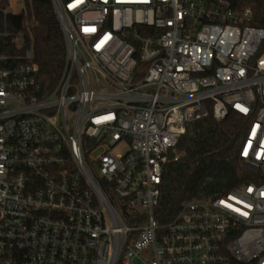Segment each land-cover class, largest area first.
I'll return each mask as SVG.
<instances>
[{"label":"built area","instance_id":"built-area-1","mask_svg":"<svg viewBox=\"0 0 264 264\" xmlns=\"http://www.w3.org/2000/svg\"><path fill=\"white\" fill-rule=\"evenodd\" d=\"M52 2L67 43L55 87L40 95L32 51L0 56V264H264V13L246 0ZM16 7L0 0V38ZM230 110L251 118L239 156L260 182L161 221L181 137Z\"/></svg>","mask_w":264,"mask_h":264},{"label":"trees","instance_id":"trees-1","mask_svg":"<svg viewBox=\"0 0 264 264\" xmlns=\"http://www.w3.org/2000/svg\"><path fill=\"white\" fill-rule=\"evenodd\" d=\"M246 2L264 13V0ZM254 24L264 26V20L256 19ZM7 29L8 35L0 38V56L17 59L18 65L26 51H32L40 95L48 94L61 78L67 59V43L52 0H23L21 12L8 15ZM145 69L146 63L139 62L137 74ZM250 122V117L230 110L222 120L211 114L188 128L178 144L183 154L164 166L156 208L161 221L173 219L190 199L221 197L239 186L260 182V174L246 168L239 156Z\"/></svg>","mask_w":264,"mask_h":264},{"label":"rangeland","instance_id":"rangeland-1","mask_svg":"<svg viewBox=\"0 0 264 264\" xmlns=\"http://www.w3.org/2000/svg\"><path fill=\"white\" fill-rule=\"evenodd\" d=\"M22 8H23L22 1L21 0H17V7L13 11L14 12H21ZM126 148H127L126 146L122 145L120 148H118V149L115 150V153H118L122 149L125 150Z\"/></svg>","mask_w":264,"mask_h":264},{"label":"water","instance_id":"water-1","mask_svg":"<svg viewBox=\"0 0 264 264\" xmlns=\"http://www.w3.org/2000/svg\"><path fill=\"white\" fill-rule=\"evenodd\" d=\"M244 166H245L246 168H249V169L253 170V167H252L251 165L247 164L246 162H244Z\"/></svg>","mask_w":264,"mask_h":264}]
</instances>
